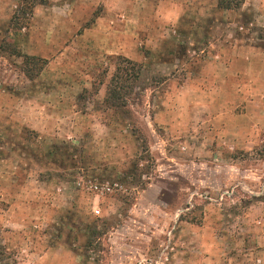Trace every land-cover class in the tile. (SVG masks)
Returning a JSON list of instances; mask_svg holds the SVG:
<instances>
[{"label":"rangeland","instance_id":"obj_1","mask_svg":"<svg viewBox=\"0 0 264 264\" xmlns=\"http://www.w3.org/2000/svg\"><path fill=\"white\" fill-rule=\"evenodd\" d=\"M35 3L0 0V43L45 61L0 51V264H264V0Z\"/></svg>","mask_w":264,"mask_h":264},{"label":"trees","instance_id":"obj_2","mask_svg":"<svg viewBox=\"0 0 264 264\" xmlns=\"http://www.w3.org/2000/svg\"><path fill=\"white\" fill-rule=\"evenodd\" d=\"M38 0H29L31 4L36 5ZM243 3V0H217V7L222 10H238ZM4 50H11V54L17 56L18 58L22 59V64L24 66L23 73L24 75L32 80L35 79L41 72V70L44 67L45 61L42 59L24 55L17 49H13V47L7 43L6 41H2L0 43V51ZM109 59L114 61V72L111 75V78L107 84L106 87V95L104 98V104L107 106V109L112 110L113 112L116 111H122V113L128 118L130 117L131 110H129L128 105H129V99L133 94V87L136 82V80L139 77V71L135 69V63L132 61L123 58V57H109ZM59 147L53 145L49 148V155L56 153L59 151ZM72 147L71 151L68 150H63V156L66 158L65 160L71 161L72 164L75 166L79 163L75 158V151ZM261 155H264V147L263 150L261 151ZM138 163L136 162L135 167L133 171L129 172V176H133L131 178H134L135 181H137V170H138ZM126 174V173H125ZM123 182H126L125 179H123ZM125 196L127 198L131 197L134 198V195L128 194V191L126 193L125 191ZM91 231L89 232L91 235H94L97 237V239L102 235V231H98V229L95 228L93 230L92 228L90 229Z\"/></svg>","mask_w":264,"mask_h":264},{"label":"built area","instance_id":"obj_3","mask_svg":"<svg viewBox=\"0 0 264 264\" xmlns=\"http://www.w3.org/2000/svg\"><path fill=\"white\" fill-rule=\"evenodd\" d=\"M94 188L96 189L97 187H94ZM106 190L110 191V189L108 187L106 188ZM93 212L95 215L99 214V211L97 209L93 210Z\"/></svg>","mask_w":264,"mask_h":264}]
</instances>
